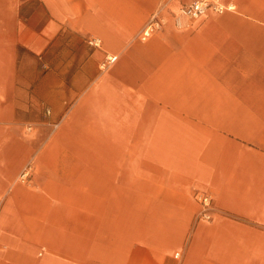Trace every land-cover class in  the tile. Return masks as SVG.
Listing matches in <instances>:
<instances>
[{"label":"crops","instance_id":"crops-1","mask_svg":"<svg viewBox=\"0 0 264 264\" xmlns=\"http://www.w3.org/2000/svg\"><path fill=\"white\" fill-rule=\"evenodd\" d=\"M163 2L0 0V264H264V0Z\"/></svg>","mask_w":264,"mask_h":264},{"label":"built area","instance_id":"built-area-1","mask_svg":"<svg viewBox=\"0 0 264 264\" xmlns=\"http://www.w3.org/2000/svg\"><path fill=\"white\" fill-rule=\"evenodd\" d=\"M174 0H164V2L149 15L147 22L142 27L138 34L140 40H146L159 30H161L168 20V8L169 2ZM178 2L174 11H170V17L175 26L181 27L183 25V19H196L201 16H205L211 12L220 13L225 9H234L235 5L231 2L225 3L224 0H176ZM169 3V4H168ZM165 6V7H164ZM90 43L94 45L99 44L98 39H92ZM115 59V56L106 55L104 60L100 62L99 68L104 69ZM49 109H45V113L49 114ZM61 119V118H60ZM54 123L57 126L61 121ZM30 166L27 164L21 173L22 176L26 175V172ZM197 199L201 204L199 215L204 218H209V210L211 209V197L207 194L197 195ZM178 253H174L177 257Z\"/></svg>","mask_w":264,"mask_h":264},{"label":"rangeland","instance_id":"rangeland-1","mask_svg":"<svg viewBox=\"0 0 264 264\" xmlns=\"http://www.w3.org/2000/svg\"><path fill=\"white\" fill-rule=\"evenodd\" d=\"M232 3V2H231ZM45 109H47V108H45ZM45 109H44V112H45ZM49 109V108H48ZM49 111H50V109H49ZM46 114V113H45ZM49 114H50V112H49ZM49 114H46V115H49ZM57 121H59V118L56 120V121H52L51 123H50V125H51V128L52 129H55V128H57L58 126H59V124L57 125V126H54V123H56Z\"/></svg>","mask_w":264,"mask_h":264}]
</instances>
